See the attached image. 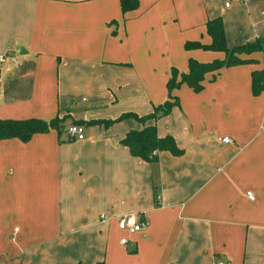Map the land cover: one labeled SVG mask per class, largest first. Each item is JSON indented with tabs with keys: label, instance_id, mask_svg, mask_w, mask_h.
<instances>
[{
	"label": "crops",
	"instance_id": "obj_1",
	"mask_svg": "<svg viewBox=\"0 0 264 264\" xmlns=\"http://www.w3.org/2000/svg\"><path fill=\"white\" fill-rule=\"evenodd\" d=\"M214 16L227 47H264V0H0V55L14 57L0 62V119L63 125L0 139V264H264V89H250L264 49L172 89L154 120H115L166 100L188 58L223 57L184 47L209 42ZM77 122L83 138L67 139ZM144 124L180 154L132 156L119 141ZM131 212L146 225L128 233L116 221Z\"/></svg>",
	"mask_w": 264,
	"mask_h": 264
},
{
	"label": "trees",
	"instance_id": "obj_2",
	"mask_svg": "<svg viewBox=\"0 0 264 264\" xmlns=\"http://www.w3.org/2000/svg\"><path fill=\"white\" fill-rule=\"evenodd\" d=\"M122 12L132 10L136 7L137 0H119ZM205 31L210 40L207 44H201L197 41H186L184 47L219 51L223 53L220 59H213L209 62H199L192 58L187 60V71L179 72L175 68H171L169 76L165 82L167 89V99L161 104L153 106L152 111L147 114L137 115L134 112H122L117 119L132 117L138 121L146 119H155L158 116L168 112L170 107L176 103V97L170 94L171 90L177 88L180 84L185 83L194 91L201 88V80L204 73L216 70L222 66H230L237 63L247 61L240 57V54L250 53L252 51H262L264 49L260 40L246 42L240 45L227 47L225 44L222 22L219 16L209 18L205 22ZM249 61V60H248ZM250 89L253 94L264 89V68L253 70L250 73ZM169 99H172L170 101ZM111 120H89L87 123L108 124ZM80 122L74 123L79 124ZM143 123V122H142ZM62 118L55 116L49 120L39 118H27L22 120L0 119V139L8 137H17L21 140H26L31 134L45 131L48 128H55L61 131ZM124 145L132 156L138 157L141 160L152 162L156 160L159 151H169L173 155H179L181 149L177 148L174 140L169 135L158 136L155 132L153 124H144L138 129L128 130L119 141ZM79 264V263H77ZM94 264H102V261Z\"/></svg>",
	"mask_w": 264,
	"mask_h": 264
},
{
	"label": "built area",
	"instance_id": "obj_3",
	"mask_svg": "<svg viewBox=\"0 0 264 264\" xmlns=\"http://www.w3.org/2000/svg\"><path fill=\"white\" fill-rule=\"evenodd\" d=\"M225 5H227V3H225ZM6 60L10 62H14V57L8 54H1L0 62L6 61ZM65 133H66L67 139L69 140L82 139L83 138V126L80 124H70L66 127ZM221 141L228 142L229 138L223 137ZM246 195L250 198L252 197L250 192H247ZM116 225L119 229L125 230L128 233H132V232L143 229L146 223L142 215L136 212H131V213L120 216L116 221Z\"/></svg>",
	"mask_w": 264,
	"mask_h": 264
}]
</instances>
